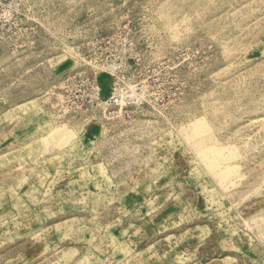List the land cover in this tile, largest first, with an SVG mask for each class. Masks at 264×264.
<instances>
[{
	"label": "rangeland",
	"instance_id": "rangeland-1",
	"mask_svg": "<svg viewBox=\"0 0 264 264\" xmlns=\"http://www.w3.org/2000/svg\"><path fill=\"white\" fill-rule=\"evenodd\" d=\"M0 264H264V0H0Z\"/></svg>",
	"mask_w": 264,
	"mask_h": 264
}]
</instances>
